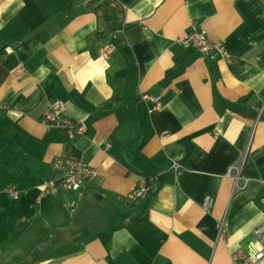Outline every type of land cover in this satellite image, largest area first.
Returning a JSON list of instances; mask_svg holds the SVG:
<instances>
[{"label":"crops","instance_id":"0c3cea01","mask_svg":"<svg viewBox=\"0 0 264 264\" xmlns=\"http://www.w3.org/2000/svg\"><path fill=\"white\" fill-rule=\"evenodd\" d=\"M118 3L0 0V264L255 256L264 250L255 233L264 222V0ZM202 31L226 57L177 43ZM56 103L83 135L42 123ZM57 158L86 164L92 180L41 197ZM148 179L153 192L136 198Z\"/></svg>","mask_w":264,"mask_h":264},{"label":"built area","instance_id":"2783aa9c","mask_svg":"<svg viewBox=\"0 0 264 264\" xmlns=\"http://www.w3.org/2000/svg\"><path fill=\"white\" fill-rule=\"evenodd\" d=\"M97 3L105 4L107 6L116 7L119 5L118 0H95ZM185 49H193L200 52L203 55H210L212 48L224 51V46L220 43L211 42L206 32H194L190 35H185L177 42ZM110 52L107 49V54ZM153 101L156 105H159L160 97H146ZM4 109V106L0 104V112ZM42 123L67 132L70 137L76 135H83L86 132V126L83 124L78 125L72 120H66L62 117V104H54L51 112L42 120ZM52 169L56 173V176L50 180H47L44 184V190L41 197L46 195L55 196L59 189L66 191H78L85 183L92 180V174L94 171L86 164L70 159L57 158L52 162ZM152 180L148 179L144 181L140 188L137 190L136 198H146L148 194L153 191V185L150 183ZM12 192V190H9ZM16 199L18 195L12 194ZM204 207L209 210L212 207V199L210 197L205 199ZM223 228V225H221ZM256 235L259 240L264 243V222L256 229ZM230 264H264V250L255 254V256H248L242 251H237L232 255Z\"/></svg>","mask_w":264,"mask_h":264},{"label":"trees","instance_id":"16d2710c","mask_svg":"<svg viewBox=\"0 0 264 264\" xmlns=\"http://www.w3.org/2000/svg\"><path fill=\"white\" fill-rule=\"evenodd\" d=\"M5 53H6L5 47L0 44V61L2 60ZM6 77H7V72L0 65V85L5 81ZM152 192L153 191H151V193Z\"/></svg>","mask_w":264,"mask_h":264},{"label":"rangeland","instance_id":"374dc122","mask_svg":"<svg viewBox=\"0 0 264 264\" xmlns=\"http://www.w3.org/2000/svg\"><path fill=\"white\" fill-rule=\"evenodd\" d=\"M210 55H212L214 58H216V57H219L220 58V56H222V57H226V52H225V49H224V51H220L219 49H215V48H212L211 50H210ZM32 258V256L31 257H29L28 258V261L30 260Z\"/></svg>","mask_w":264,"mask_h":264}]
</instances>
